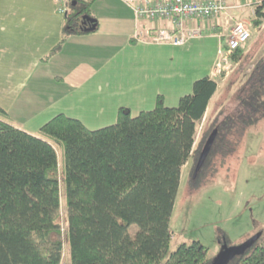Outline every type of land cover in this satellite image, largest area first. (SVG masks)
<instances>
[{
    "label": "trees",
    "instance_id": "1",
    "mask_svg": "<svg viewBox=\"0 0 264 264\" xmlns=\"http://www.w3.org/2000/svg\"><path fill=\"white\" fill-rule=\"evenodd\" d=\"M93 2L71 0L67 34L94 30L88 28L97 23ZM254 10L252 24L259 27L264 0ZM83 15L94 22L83 23ZM246 44L232 52V61L247 55ZM218 89L217 78L204 75L177 105H167L160 94L154 108L133 115L123 106L115 123L96 129L59 113L33 134L0 108V264H62L64 239L57 218L63 201L70 264H212L209 248L198 239L170 250V219L183 167L190 166L187 181L197 189L206 182L214 155L232 153L235 135L240 138L264 117V56L237 90L235 109L218 111L198 138V123ZM215 130L210 152L197 170ZM55 143L64 146L62 172ZM132 224L139 227L134 236ZM217 238L222 249L241 243L225 230ZM228 264H264V239L258 237Z\"/></svg>",
    "mask_w": 264,
    "mask_h": 264
},
{
    "label": "crops",
    "instance_id": "2",
    "mask_svg": "<svg viewBox=\"0 0 264 264\" xmlns=\"http://www.w3.org/2000/svg\"><path fill=\"white\" fill-rule=\"evenodd\" d=\"M129 1L94 0L96 28L67 34L56 0H0V108L18 127L37 134L65 113L96 129L115 123L123 106L133 115L154 108L160 94L177 105L197 78L211 75L213 51L227 45L236 22L250 26L246 9L254 18L261 0H227L225 12L205 22L204 35L183 45L151 41L154 27L173 21L139 19ZM254 28L261 31L264 22ZM185 49L198 50L200 59L211 51L197 77L173 65Z\"/></svg>",
    "mask_w": 264,
    "mask_h": 264
},
{
    "label": "rangeland",
    "instance_id": "3",
    "mask_svg": "<svg viewBox=\"0 0 264 264\" xmlns=\"http://www.w3.org/2000/svg\"><path fill=\"white\" fill-rule=\"evenodd\" d=\"M245 13L252 30V36L246 44L247 55L235 62L230 58L226 60L221 55L220 50L225 49L223 46L213 51L216 60L211 75L217 78L219 89L213 102L211 101L206 117L198 123V138L209 122L218 115V111L223 109L227 113L235 109L238 102L237 90L245 82L256 61L264 56V28L255 33L250 8ZM203 54L205 58L200 59L202 53L198 50H191L189 53L185 49L179 54L180 63L175 61L173 65L183 69L181 74L185 77H197L201 74L198 71L203 68L202 63L208 60L211 51ZM164 62L166 65L171 64L166 60ZM241 136L239 138L236 134L233 138L236 149L232 153L226 155L221 151L214 155L206 182L197 189H192L187 181L190 166L183 167L182 180L170 219V228L173 231L170 250L176 249L183 242L191 243L198 239L209 248V256L215 259L224 246L217 240L221 231L225 230L231 240L236 242H242L246 237L254 235L264 239V117ZM55 145L59 156V169L62 172L64 146L59 143ZM60 181L63 195L65 184L62 174ZM67 213L63 201L57 218L64 239L62 264H70L69 247L64 237ZM138 229L137 224H132L130 234L134 236Z\"/></svg>",
    "mask_w": 264,
    "mask_h": 264
},
{
    "label": "built area",
    "instance_id": "4",
    "mask_svg": "<svg viewBox=\"0 0 264 264\" xmlns=\"http://www.w3.org/2000/svg\"><path fill=\"white\" fill-rule=\"evenodd\" d=\"M56 1L60 11L67 12L71 0ZM129 3L139 19L172 20V27H154L150 40L174 45H183L191 38L203 36L205 22L209 23L229 7L227 0H130ZM251 36L252 30L245 22H236L228 34L227 48L220 50L221 55L228 60L232 52L247 43Z\"/></svg>",
    "mask_w": 264,
    "mask_h": 264
},
{
    "label": "water",
    "instance_id": "5",
    "mask_svg": "<svg viewBox=\"0 0 264 264\" xmlns=\"http://www.w3.org/2000/svg\"><path fill=\"white\" fill-rule=\"evenodd\" d=\"M92 23L94 22V19L91 17H88V15H83V23ZM87 27V26H86ZM96 23L91 24L88 26L90 29H95ZM217 131L215 130L214 132L211 133L209 138L207 139L204 148L200 154L198 164H197V170L202 166L204 163L205 159L207 158L210 149L212 147V144L214 142V139L216 137ZM259 235H254L252 237H249L245 241L236 244V245H231V246H225L224 249L218 254V256L213 260L212 264H228L229 260L235 256L237 253H240L244 251L246 248L251 246L257 239Z\"/></svg>",
    "mask_w": 264,
    "mask_h": 264
}]
</instances>
